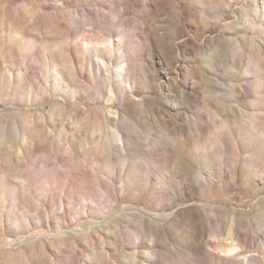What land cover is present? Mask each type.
<instances>
[{
  "label": "rangeland",
  "instance_id": "obj_1",
  "mask_svg": "<svg viewBox=\"0 0 264 264\" xmlns=\"http://www.w3.org/2000/svg\"><path fill=\"white\" fill-rule=\"evenodd\" d=\"M220 2L180 0L177 35L182 40L188 35V45L179 46L180 74L190 95L199 93L191 80L204 67L192 50L197 56L214 51L227 57L231 68L238 47L245 63L251 59L256 65L249 69L253 82L264 85V20L236 9L241 20H251L241 31L225 25L221 32L213 25L208 32L188 22L201 3L211 14ZM248 3L264 7L261 0ZM102 4L0 0V101L16 87L26 103L0 102V264H264L259 161L252 162L255 182H244V169L238 167L233 184L227 167L219 170L202 156L208 182L177 185L159 164L146 168L137 159L125 169L126 189L90 163L91 156L109 152L105 119L117 113L92 96L98 72L97 86L106 89V98L115 91V61L109 58L115 40L96 20ZM132 11L126 8L125 14ZM231 18L225 13L222 22ZM137 59L136 75L143 79V58ZM151 66L163 81L164 97L177 98L170 69L158 53ZM205 70L227 79L214 66ZM207 109L215 111L210 104ZM238 146L245 149L240 140ZM129 235L139 240L129 245Z\"/></svg>",
  "mask_w": 264,
  "mask_h": 264
},
{
  "label": "clouds",
  "instance_id": "obj_2",
  "mask_svg": "<svg viewBox=\"0 0 264 264\" xmlns=\"http://www.w3.org/2000/svg\"><path fill=\"white\" fill-rule=\"evenodd\" d=\"M261 2L264 4V0ZM179 5L180 0H103L96 20L115 40L114 56L109 57L115 61L112 69L115 91L106 98V89L100 83L97 86L98 72L92 96L94 103L105 108L111 104L117 113L115 116L109 113L105 119L110 137L109 152L91 156L90 163L107 172L125 189V169L137 159H143L146 168L159 164L162 174L176 179L177 185L205 182L202 156L210 158L219 170L227 167L233 184L237 181L238 167L244 169V182L253 183L252 162L259 161L264 166V85L254 83V75L249 71L256 65L251 59L245 63L238 47L230 57L235 65L231 68L227 66V57L218 58L214 51L197 56L192 50V56L204 67L198 68L196 78L191 80V87L199 89V93L190 95L193 91H185L180 74L179 46L188 45V35L183 40L177 35L181 15ZM86 6L95 8V5ZM204 7L201 3L198 14L193 12L188 22L211 30L208 32L215 30L213 25L223 32L225 25L241 31L250 24L249 19L241 20L236 9L251 12L254 17L264 20V7L249 8L248 0H239L235 5L232 0L227 3L221 0L212 5L211 14L204 11ZM126 8L133 9L132 13L126 15ZM225 13H230L232 18L222 22ZM157 53L170 69L169 79L177 98L168 99L162 93L163 81L151 66ZM138 57L143 58L146 70L143 79L136 75ZM212 66L227 79L205 70ZM228 80L237 82H223ZM0 102L9 107L26 104L18 98L16 87ZM208 104L215 109L210 114ZM13 131L15 133V126ZM238 140L245 145L243 151ZM21 146L31 159L32 153L27 151L26 142L21 141ZM256 180L264 182V177L257 176ZM138 240V237H128L129 245Z\"/></svg>",
  "mask_w": 264,
  "mask_h": 264
}]
</instances>
